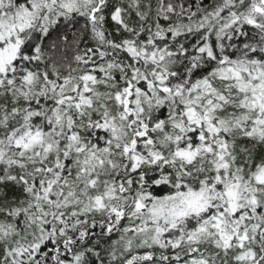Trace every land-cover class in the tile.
I'll use <instances>...</instances> for the list:
<instances>
[{"label":"snow or ice","instance_id":"snow-or-ice-1","mask_svg":"<svg viewBox=\"0 0 264 264\" xmlns=\"http://www.w3.org/2000/svg\"><path fill=\"white\" fill-rule=\"evenodd\" d=\"M0 264H264V0H0Z\"/></svg>","mask_w":264,"mask_h":264}]
</instances>
